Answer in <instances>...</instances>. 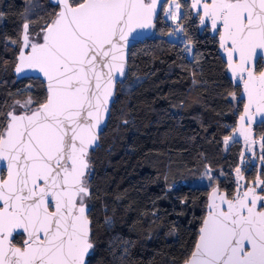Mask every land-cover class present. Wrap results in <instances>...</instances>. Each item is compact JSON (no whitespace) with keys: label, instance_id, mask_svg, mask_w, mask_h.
<instances>
[{"label":"snow or ice","instance_id":"obj_1","mask_svg":"<svg viewBox=\"0 0 264 264\" xmlns=\"http://www.w3.org/2000/svg\"><path fill=\"white\" fill-rule=\"evenodd\" d=\"M156 4L55 0L60 11L35 36L23 25L16 71L42 74L47 96L38 107L17 101L13 107L23 111L7 112L0 124V264H88L89 148L108 110L114 70L123 74L128 37L151 26ZM191 8L219 33L228 67L247 93L245 110L264 105V71H255L264 64V0H192ZM257 186L238 185L232 199L213 191L184 264H264V195ZM16 235L23 236L20 246Z\"/></svg>","mask_w":264,"mask_h":264},{"label":"trees","instance_id":"obj_2","mask_svg":"<svg viewBox=\"0 0 264 264\" xmlns=\"http://www.w3.org/2000/svg\"><path fill=\"white\" fill-rule=\"evenodd\" d=\"M180 1L188 12L180 32L193 59L182 43L159 34L166 0L154 36L129 48L126 77L90 153L88 264H182L195 245L209 190L218 186L232 196L239 166L246 182L257 174L264 181V137L260 149L254 144L243 155L240 141L225 146L243 105L240 86L227 76L217 34L200 28L189 1ZM56 11L49 0H0V124L17 101L31 99L34 107L46 99L39 78L17 79L13 68L23 25L35 36ZM125 83L132 85L122 92ZM263 134L264 124L254 126V138ZM206 169L216 176L210 186L196 182ZM22 239L16 235L13 243Z\"/></svg>","mask_w":264,"mask_h":264},{"label":"water","instance_id":"obj_3","mask_svg":"<svg viewBox=\"0 0 264 264\" xmlns=\"http://www.w3.org/2000/svg\"><path fill=\"white\" fill-rule=\"evenodd\" d=\"M49 1L52 4L55 5V0H49ZM165 1L166 0H157L156 9H155V12H154V14L152 16L151 26L150 27L143 28V29H136L128 37V42L125 44L124 50H123V53H122L124 71H123V74H120L118 71L114 70V73H113L114 78H113V82H112V85H111L112 95L109 97V102H108V106H107L108 110H107V112L102 114L101 124L96 130L97 141H96L94 147H90L89 148V152H88V162H89V164H90V153L92 151H94L96 149V147L98 146V144H99V136H100L101 132L103 131V129L105 128L106 124H107V121H108V118H109V115H110V107H111V104H112V102L114 100V96H115V92H116V85H117V83L123 82L125 77H126L129 48L131 46H133L134 44H137L140 41L152 38L154 36V34H155V21H156V18L158 16V14L160 13L161 7H162V5H163V3ZM188 1H189L190 8H191L192 0H188ZM191 10L195 14H197V12L199 11L198 9H193V8H191ZM58 11H60V8L57 7V11L56 12H58ZM200 15H203L202 11L199 12V25H200V28L208 26V28L210 30V33L217 34L218 50H219V54H220L222 60L224 61L225 65H226L227 76L229 77V79L233 83L238 84L240 86V92H239L238 98L243 101L241 112L238 114L236 122H235L234 130L231 132L229 137H227V139L225 140V146L228 147V145H230L233 141H240L242 143V146H243V148H242L243 150H242V154L241 155H243V153L249 152V148H251V152H252L253 151L252 147H253L254 144H257L258 149H260V145L262 143V139L264 137V134L262 136H260L259 138H254V126L260 125V124H264V105L258 106L256 104H252L251 107H249L247 111L245 110L246 106L249 104V100H248L247 93H245V91H244L243 82L241 80H239V78L237 76H234L232 70L228 67L227 54L220 47L219 33L211 28L210 23H206V24L202 25L200 23ZM22 35H23V32H22ZM22 35H21V38H20V44H19L17 55H16V62H15L14 68H13L14 75L16 76L17 79L27 78V77L39 78L44 83V88H45V92H46V83H45V80H44L42 74H39V73H37V72H35L33 70H30V69H27V68H23L21 70V72H19V73L16 71L17 67L19 66L18 57L20 55V51H21V47H22V44H21ZM255 71H256L257 74H259L260 71H264V64H262V67H261V69L259 71H257L256 68H255ZM46 96H47V92H46ZM45 100H44V102H45ZM39 105L34 106V107H38ZM258 108L261 109V110H258ZM10 111H14L16 114H20V112H22L23 110L21 108H19V107H15V108H12ZM90 169H91V164H90ZM90 169L88 170V172L90 171ZM237 169H239V174L237 173ZM237 169H236V172H235V187H234V192H233L232 196L229 197L227 195L226 191L220 190L218 188V186H214V187H212L209 190L208 195H207V200H206L205 214H204V217H203V219L201 221L200 227L198 229V235H199V230L202 227L203 220L208 215V205L210 203L209 197L212 195L214 190L217 193H219V194L225 195L228 199H232L233 196L236 194V192L238 190V185L240 186V188H239L240 191L246 190L247 187H252L254 185H258L256 187L257 194L258 195H262V193L260 191L261 185H259V182L261 180H259L258 174H257V177L253 181L246 182V180L244 179L243 175L240 173L241 167L239 166ZM88 172H87V183H88V187H89ZM89 192H90V189H89ZM88 198H89V196L85 200L86 207H87V214H88L89 209H90ZM198 235H197L196 241L198 239ZM16 246H20V245H16ZM90 253H91V249L89 251V254ZM87 257H86V259H87ZM184 262L182 264H184Z\"/></svg>","mask_w":264,"mask_h":264},{"label":"rangeland","instance_id":"obj_4","mask_svg":"<svg viewBox=\"0 0 264 264\" xmlns=\"http://www.w3.org/2000/svg\"><path fill=\"white\" fill-rule=\"evenodd\" d=\"M180 6L179 14L176 13V5ZM176 15V18L173 19V15ZM187 8L184 3H181L180 0H167L165 5L162 8V15H161V22H159L162 25V30L160 29L159 34H165L169 39H173L177 41L178 43H182V48L189 58L193 59L192 54V45L187 42L186 38L182 35V32H180V19L183 15H186ZM186 48H190V51H186ZM132 84L131 83H125L121 87L122 92L128 91ZM216 176L214 173L210 170L202 171L197 175L196 182L200 184H206L208 186L212 185L215 181Z\"/></svg>","mask_w":264,"mask_h":264},{"label":"flooded vegetation","instance_id":"obj_5","mask_svg":"<svg viewBox=\"0 0 264 264\" xmlns=\"http://www.w3.org/2000/svg\"><path fill=\"white\" fill-rule=\"evenodd\" d=\"M256 70H257V66H256ZM259 70H260V69H259ZM259 70H258V71H259Z\"/></svg>","mask_w":264,"mask_h":264}]
</instances>
